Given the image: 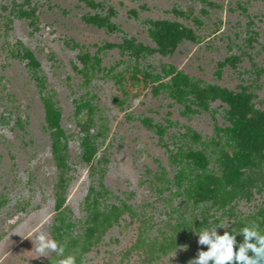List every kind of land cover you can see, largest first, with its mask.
<instances>
[{
  "label": "rangeland",
  "instance_id": "1",
  "mask_svg": "<svg viewBox=\"0 0 264 264\" xmlns=\"http://www.w3.org/2000/svg\"><path fill=\"white\" fill-rule=\"evenodd\" d=\"M87 1L93 5L83 0H0V264H58L63 258L54 252L36 258L33 251L35 234L51 238L57 224L56 169L45 129L44 94L57 103L68 146L63 214L71 226L62 239L64 256L79 252L80 242L71 241L82 239L86 207L94 196L91 188L101 194L98 210L128 208L81 254L79 264H146L145 254L130 251V246L139 233L147 240L171 235L170 225L177 221L171 210L182 211L183 199L174 195L172 185L179 165L171 163L170 155L200 148L209 157L207 168H217L216 127L228 126L225 106L214 102L207 112L184 114L183 106L166 93H154L157 83L132 82L134 68L153 77L173 66L205 84L232 91L245 87L255 107L264 109V0ZM20 8L33 9V18H17ZM94 15L108 18L114 30L85 23V17ZM158 20L190 29L195 42H181L168 56L154 53L138 59L119 48L130 40L155 49L148 30L150 22ZM23 50L38 63L36 73L15 57ZM84 56L85 68L80 59ZM226 59H236L234 66H221ZM35 77L43 79L41 92ZM84 101L94 108L92 130L102 129L103 136L96 143L93 170L81 158L78 123L85 110L77 114L76 109ZM143 119L164 128L161 139ZM263 203L264 188L260 193L253 190L249 200H238L229 217L212 211L225 227H218L217 233L238 234L244 227L232 224L250 226L249 219ZM185 210L188 219L189 206ZM206 246L199 245L193 233L189 242L182 241L150 264H188L187 256Z\"/></svg>",
  "mask_w": 264,
  "mask_h": 264
},
{
  "label": "trees",
  "instance_id": "2",
  "mask_svg": "<svg viewBox=\"0 0 264 264\" xmlns=\"http://www.w3.org/2000/svg\"><path fill=\"white\" fill-rule=\"evenodd\" d=\"M86 3L93 5L90 1ZM112 14V11L109 12ZM33 9L18 11L17 18L32 19ZM85 23L100 29L112 32L113 26L108 18L99 15L84 18ZM30 25H33L30 22ZM150 39L155 43L156 48L150 49L142 45H135L132 41L124 40L119 48L127 50L135 59L145 54L158 53L161 56L171 55L176 47L183 41L195 42V37L190 29L184 28L177 22L158 20L150 22L148 30ZM15 57L27 61L26 66L36 73L38 63L33 55L27 51L15 54ZM86 67V56L80 58ZM236 59H226L221 66L229 63L234 66ZM98 64V60H95ZM36 84L43 91V79L37 78ZM130 79L135 84L157 83L153 87L155 94L164 92L175 103L183 106V113L207 112L210 104L219 102L225 106L224 119L228 126L217 129L219 145L215 154L217 163L216 170L207 168L209 157L203 149L193 150L188 147L186 152L170 155L171 163L179 165L173 179V186L176 188L174 195L182 198V211L172 209L176 214V222L170 225L173 233L167 235L162 233L160 240L154 238L147 240L139 233L138 237L130 246L129 250H138L145 254L146 264L161 255H166L170 250L175 249L182 241L189 242V237L193 233L198 234L204 229H211L213 225H218L220 219H214L212 211L220 212L221 215H232V209L236 202L241 199L249 200L252 191L260 193L264 188V109H258L252 103L253 94L247 88L240 87L238 91L213 84H205L195 80L177 70L173 66L162 69V76H151L148 72H142L134 68ZM167 79V80H166ZM44 110L45 129L50 136V149L56 169L54 189V211L56 213L57 224L52 227L51 238L62 246V239L70 228L69 223L64 222L63 206L65 204V192L69 182L68 146L66 136L60 126L61 112L52 95L44 94L41 97ZM196 109H192L191 107ZM85 110L84 119L78 123L80 132V147L82 150L81 158L89 164L93 170L92 161L97 153V140L102 136V129L93 131L94 108L88 101L80 103L76 109L78 114ZM148 130L155 132L161 139L164 128L158 125H151L148 119L142 120ZM92 130V131H91ZM196 142L199 138L193 136ZM100 175V180H101ZM102 187V185H100ZM89 194L94 195L88 203L86 211L89 212L86 220V227L82 239L72 240L71 243L79 246V252L75 256L76 264L80 263L82 253L89 251L100 240L103 230L110 227L111 223L116 222L118 217L125 209L117 206H110L102 211L97 209L99 204L98 197L94 189H90ZM89 201V196L86 202ZM189 206L188 219L183 217L185 209ZM129 211V210H128ZM252 224L258 225V230L264 234V203L258 208V212L250 219ZM240 225L246 227L244 223H233L232 227L238 228ZM143 232V231H142ZM141 232V233H142ZM229 232V230H228ZM230 233V232H229ZM178 237L180 241L175 240ZM188 240V241H187ZM237 246L243 241V236L237 238ZM70 242H68L69 244ZM63 247V246H62ZM207 247V246H206ZM195 248L193 254L187 256V262L197 257L199 251H206ZM65 251V248H64ZM211 264V262H209Z\"/></svg>",
  "mask_w": 264,
  "mask_h": 264
},
{
  "label": "clouds",
  "instance_id": "3",
  "mask_svg": "<svg viewBox=\"0 0 264 264\" xmlns=\"http://www.w3.org/2000/svg\"><path fill=\"white\" fill-rule=\"evenodd\" d=\"M225 228L218 225L212 229H204L197 234L198 244L207 245L206 251H199L197 257L188 261V264H264V234L258 230V225L252 224L240 230L243 241L238 244L236 235L225 231L223 235L216 229ZM186 247V246H185ZM36 258L47 256L54 252L63 257L58 264H76L74 256H64V248L54 239L49 238L43 232L35 234V247L33 249Z\"/></svg>",
  "mask_w": 264,
  "mask_h": 264
}]
</instances>
